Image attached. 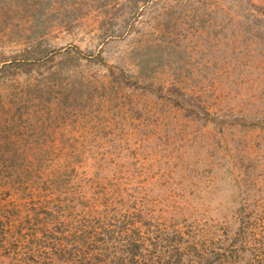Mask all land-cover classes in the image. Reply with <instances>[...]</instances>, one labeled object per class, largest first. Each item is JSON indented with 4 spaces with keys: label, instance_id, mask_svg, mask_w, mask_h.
<instances>
[{
    "label": "rangeland",
    "instance_id": "1",
    "mask_svg": "<svg viewBox=\"0 0 264 264\" xmlns=\"http://www.w3.org/2000/svg\"><path fill=\"white\" fill-rule=\"evenodd\" d=\"M0 264H264V0H0Z\"/></svg>",
    "mask_w": 264,
    "mask_h": 264
}]
</instances>
